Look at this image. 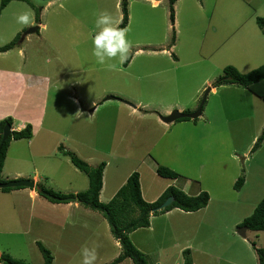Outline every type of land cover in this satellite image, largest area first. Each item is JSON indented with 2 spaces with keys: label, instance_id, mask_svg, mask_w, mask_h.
Here are the masks:
<instances>
[{
  "label": "rangeland",
  "instance_id": "1",
  "mask_svg": "<svg viewBox=\"0 0 264 264\" xmlns=\"http://www.w3.org/2000/svg\"><path fill=\"white\" fill-rule=\"evenodd\" d=\"M122 2L52 0L30 26L16 17L31 9L36 18L38 1L0 8V48L15 42L0 52L7 74H0V111L23 107L16 117L25 116L32 127L31 139L10 141L0 181L31 180L36 193L86 191L88 178L67 152L89 166L105 164L102 203L132 173L139 175L145 201L154 202L165 184L188 196L204 191V209L152 216L150 227L130 233L129 240L148 264H259L253 246L264 248V231L247 230L245 237L237 231L264 198V139L252 151L264 129V101L225 85L208 92L196 120L162 118L195 112L225 67L246 74L264 65V33L256 22L264 19V0H177L173 23L168 0H126L129 58L99 64L91 42L97 14L107 11L121 21ZM31 28L38 33L26 35ZM160 166L178 177H159ZM15 171L24 178L8 176ZM238 179L243 183L235 190ZM24 189L0 191V256L42 264L40 242L53 264H82L85 245L96 247L95 264L118 257L99 212L79 203H52L38 193L32 199ZM126 214L132 215L125 210L117 217L121 227L133 219Z\"/></svg>",
  "mask_w": 264,
  "mask_h": 264
},
{
  "label": "trees",
  "instance_id": "2",
  "mask_svg": "<svg viewBox=\"0 0 264 264\" xmlns=\"http://www.w3.org/2000/svg\"><path fill=\"white\" fill-rule=\"evenodd\" d=\"M11 1H22L28 3L30 6H34L33 0H0V8L3 9ZM39 2V5L36 8L37 17L35 20L39 21V13L43 6L52 1V0H36ZM122 18L121 23L119 24L120 28H125L128 23V12H127V2L122 0ZM177 0H168L169 10H170V20L174 22V10L173 5ZM257 25L264 33V19L257 18ZM39 23V22H38ZM38 33V31H36ZM15 46V42H11L0 48V52H7ZM225 85H235L242 87L245 90L252 92L254 95L259 97L264 101V65L254 69L246 74L239 73L235 68L228 66L223 69V74L217 78L212 88H219ZM187 118L177 119V121H186ZM196 120V119H195ZM12 126V119L10 117L0 120V143L2 138V131L5 125ZM32 138V127L26 125L24 129L19 131H12L10 136L4 141L0 150V172L3 166L4 157L9 146L10 141L12 140H23ZM264 139V129L262 135L256 140L252 151H254L260 142ZM64 155L69 157L70 162L74 165L76 169L83 172L88 178V187L86 191L76 193L75 195L63 196L57 193H52L49 190L44 188H38L37 193L42 197L44 195L40 194V191H44L56 198L64 199L68 197L76 198V203L81 204L82 206L89 208L91 210L99 212L103 219L106 220L110 227V233L112 237L120 245V254L112 262L108 264H120L126 259H130L132 264H148L145 256L141 253L129 240L128 235L137 229L148 228L150 223L151 216L164 215L165 213L178 209L185 213L197 212L204 209L209 202V195L206 192H200L196 196H188L183 193L181 190L176 189L173 186H169L165 191L154 201L147 202L142 198L140 184H139V175L137 173H132L126 180L123 187H121L114 195V197L108 203H102L99 200L100 191L102 188V174L105 167L104 163L99 164L98 166H89L87 163L79 159L78 157L63 152ZM156 173L159 177L175 180L178 177V174L166 167H157ZM0 183H5L0 181ZM243 180L238 179L234 184V189H240ZM12 189L20 188H3L0 189L2 192H10ZM169 197H173L174 201L168 207L163 210H158V207ZM47 198V197H45ZM52 203H62L61 200L47 198ZM131 212L133 219L127 221L122 227L119 225L118 218L122 212ZM128 214V213H127ZM126 214V218L127 215ZM128 216V219H129ZM135 216V217H134ZM118 217V218H117ZM241 226H245L250 231L260 232L264 231V198L258 203L253 213L244 219L241 223ZM38 250L40 251L43 259L42 264H53V257L48 249H46L40 242H37ZM255 253L257 255V260L259 264H264V248H255L253 246ZM188 250L183 252L184 256ZM0 262L2 264H28L20 260L11 258L7 254H2L0 256ZM184 264H191L188 259H185Z\"/></svg>",
  "mask_w": 264,
  "mask_h": 264
},
{
  "label": "clouds",
  "instance_id": "3",
  "mask_svg": "<svg viewBox=\"0 0 264 264\" xmlns=\"http://www.w3.org/2000/svg\"><path fill=\"white\" fill-rule=\"evenodd\" d=\"M35 14L31 9L20 13L16 22L23 26H30L35 23ZM122 21L116 20L109 12L101 11L95 20L96 31L92 34V55L97 63L106 64L108 61L118 59L123 64L128 58L133 47L129 39V27L120 28ZM82 264H95L97 259L96 247L87 245L81 248Z\"/></svg>",
  "mask_w": 264,
  "mask_h": 264
},
{
  "label": "water",
  "instance_id": "4",
  "mask_svg": "<svg viewBox=\"0 0 264 264\" xmlns=\"http://www.w3.org/2000/svg\"><path fill=\"white\" fill-rule=\"evenodd\" d=\"M38 28H31L29 29L26 34H31L37 31ZM210 91V88L207 89L206 93L204 94L203 100L200 103L199 107L197 108V110L195 112L192 113H181V112H177V111H173L170 115L165 116L164 118H162V120L164 122H173L177 119H181V118H187V119H191L194 120L196 118H198L201 114V110H202V106L206 100V96L208 94V92ZM12 130H11V126L10 125H5L2 131V138H1V143H0V150H1V146L4 143V141L10 136ZM3 188H29V189H34L35 188V183L31 180H13V181H9V182H5V183H0V189ZM40 194L44 195L47 198H51V199H58L61 200L62 202H72L75 203L76 202V198L74 197H69V198H64V199H59L56 198L44 191H40ZM174 201L173 197H169L167 198L159 207L158 210H163L164 208L168 207L170 204H172ZM248 230L247 227H242L240 228L237 233L239 236L241 237H245V232Z\"/></svg>",
  "mask_w": 264,
  "mask_h": 264
},
{
  "label": "crops",
  "instance_id": "5",
  "mask_svg": "<svg viewBox=\"0 0 264 264\" xmlns=\"http://www.w3.org/2000/svg\"><path fill=\"white\" fill-rule=\"evenodd\" d=\"M26 35H28V34H26ZM2 66H4V64H1ZM5 67V66H4ZM0 74L2 75V76H6L7 74L5 73V72H3V68H1L0 67ZM1 86H3L1 83H0V88H1ZM216 92V88H210V91H209V93H215ZM8 98L7 97H5V101H6V105L5 106H9L8 105ZM136 108V107H135ZM22 111H26V109L25 108H21L20 110H18V111H16V112H13V111H11V110H6L5 112H1L0 111V117H2V119H4V118H6V117H8V116H11L10 118L12 119V126H11V130L13 131V130H16V131H19V130H22V129H24L25 128V121H27L26 123H30L28 120H24L23 118H26L25 116L24 117H20V118H22V120H21V123H20V118L19 117H16V116H18L17 115V113H19V112H22ZM15 118H18L17 119V124L14 126V124H13V119H15ZM28 118H30L29 116H28ZM19 120V121H18ZM31 124V123H30ZM36 124V123H35ZM35 124H33V125H35ZM254 141V138L252 139V141H251V143ZM8 176H13V178L15 179V178H24V176H25V174L22 172V171H15L12 175H8ZM169 185L170 184H165V186L162 188V191L159 193L160 195L165 191V189L167 188V187H169ZM23 191H26L27 193H28V196L29 197H32V199L33 198H35V196H37V193L34 191V189H31V190H29V188H26V189H24ZM117 192V191H116ZM115 192V193H116ZM115 193L113 192L112 193V196L110 197V199H109V201L114 197V195H115ZM159 195V196H160ZM99 200H100V197H99ZM101 201V200H100ZM108 201V202H109ZM147 202H152V200H147ZM76 203V202H75ZM71 205V204H70ZM174 210H176V209H173V210H171V211H169V212H167L168 214L169 213H171L172 211H174ZM166 215V213L164 214V215H159L158 217H161V216H165ZM151 218H154V217H150V219ZM149 227H150V225H149ZM148 227V228H149ZM115 240V239H114ZM115 248H116V256H118V251H121L120 250V245H119V243L115 240Z\"/></svg>",
  "mask_w": 264,
  "mask_h": 264
}]
</instances>
